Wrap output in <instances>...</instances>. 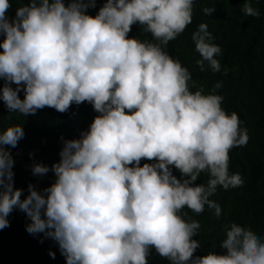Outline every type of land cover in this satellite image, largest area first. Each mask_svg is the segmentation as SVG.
Segmentation results:
<instances>
[{
  "label": "clouds",
  "instance_id": "obj_1",
  "mask_svg": "<svg viewBox=\"0 0 264 264\" xmlns=\"http://www.w3.org/2000/svg\"><path fill=\"white\" fill-rule=\"evenodd\" d=\"M193 4L105 0L89 16L95 0H29L9 17V0H0V101L8 111L64 113L86 102L97 113L78 139L63 140L51 169L32 164L33 175L51 170L54 182L40 191L29 184L23 199L13 188L10 153L23 128L0 131V229L18 208L31 221L25 231L54 240L65 264H148L152 250L168 264H264V238L236 223L223 226L222 254L194 255L200 224L181 214L207 207L220 218L210 197L217 186L243 184L229 173L228 153L248 139L237 114L221 107L222 82L205 94L165 50L192 22ZM241 10L260 14L248 0ZM134 24L151 39L129 38ZM191 40L199 70L220 72L221 48L207 25L199 24ZM202 173L206 183H195Z\"/></svg>",
  "mask_w": 264,
  "mask_h": 264
},
{
  "label": "trees",
  "instance_id": "obj_2",
  "mask_svg": "<svg viewBox=\"0 0 264 264\" xmlns=\"http://www.w3.org/2000/svg\"><path fill=\"white\" fill-rule=\"evenodd\" d=\"M11 8L7 15L13 17L15 9L29 0H9ZM69 0H64L67 4ZM105 0H95V7L87 9L86 14L95 16ZM245 0H194L192 22L174 40L169 41L165 50L186 67L195 81L196 88L202 87L207 94L217 82H222L216 94L223 97L221 107L226 113H236L241 127L247 130V143L232 148L228 153V170L230 174L239 173L243 184L227 190L217 186L210 197L220 205L221 216H213L205 207L204 212L195 214L182 209L181 214L199 222L197 239L201 249L194 255H203L206 251L222 254L218 247L224 238L223 226L236 223L250 229L258 237L264 238V0H248L252 7L259 10V16H246L242 12ZM213 8L210 15L203 9ZM207 25L213 36V43L221 48L217 59L221 65L220 72H212L205 67L201 72L196 65L200 59L194 50L191 34L199 24ZM128 37L140 40L151 39L143 32L140 25L134 24ZM3 37L0 36V42ZM228 69L224 74V68ZM3 80H0V86ZM193 91L196 89L193 88ZM23 98V92L18 93ZM97 113L91 104L82 102L71 105L60 113L53 108L38 109L34 115L20 116L9 112L0 101V131L21 124L24 136L10 149L14 161L13 188L22 190L21 199L27 195L29 184L40 191L54 182L51 170L37 176L31 173L33 163H40L51 169L59 161V152L63 140L78 139L81 131H86ZM150 163V161H141ZM179 178V173L173 169ZM208 176L202 173L195 182L206 183ZM9 226L0 229V264H65L58 245L51 238H44L42 233L35 236L25 231L31 221L25 213L13 208L7 217ZM54 254V258L49 256ZM148 264H168L152 250L147 257Z\"/></svg>",
  "mask_w": 264,
  "mask_h": 264
}]
</instances>
